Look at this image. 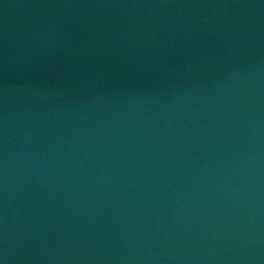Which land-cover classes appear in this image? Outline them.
<instances>
[{"label": "water", "instance_id": "1", "mask_svg": "<svg viewBox=\"0 0 264 264\" xmlns=\"http://www.w3.org/2000/svg\"><path fill=\"white\" fill-rule=\"evenodd\" d=\"M0 264H264V0H0Z\"/></svg>", "mask_w": 264, "mask_h": 264}]
</instances>
